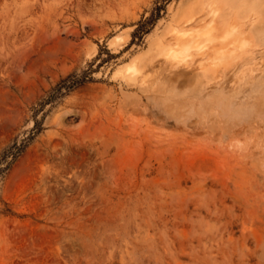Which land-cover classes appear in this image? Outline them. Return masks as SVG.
<instances>
[{"label":"rangeland","instance_id":"374dc122","mask_svg":"<svg viewBox=\"0 0 264 264\" xmlns=\"http://www.w3.org/2000/svg\"><path fill=\"white\" fill-rule=\"evenodd\" d=\"M241 1L0 0V155L27 144L0 264H264V0ZM230 7L255 28L165 59Z\"/></svg>","mask_w":264,"mask_h":264},{"label":"bare ground","instance_id":"6f19581e","mask_svg":"<svg viewBox=\"0 0 264 264\" xmlns=\"http://www.w3.org/2000/svg\"><path fill=\"white\" fill-rule=\"evenodd\" d=\"M231 1L233 3V0H231ZM243 1H241V2H243ZM241 2H238V3H241ZM246 3H247L246 4V6H247L248 2H246ZM201 4H202V2H201ZM228 5H231V4L229 3ZM203 6H205V5H203ZM203 6H202V9H203L202 12H204ZM246 6H244V7H246ZM224 7H226V6H224ZM223 8L218 11L217 16L214 18V20H212L210 22L205 21L203 19V18H205L204 16H203V18H198L199 15H196V14H191L188 18H186L185 19L186 22H191V23L196 24L195 29L193 31H190L188 34L176 32V38H175L176 44L174 45V47L166 48L165 59L169 60V62L171 64L178 66V65L185 64L190 59L195 60V58L200 59L202 57L207 58V57H212V56L217 58L216 56L217 55L221 56L220 54L222 53V50H224V49H222V44H220V41L223 37L227 36L228 38L234 39L233 35L241 26L251 25L253 28H255V25L252 22V20H248L251 18H246V17H248L247 15H249L247 13L249 11H247V10H244L246 12L241 11L243 8L241 10H238V9L233 10V9H231V7H230V9L229 8L223 9ZM252 13H254V12H252ZM231 15H234V17L239 18L238 22H236L235 24H232V25L225 26L223 20L226 17L231 16ZM255 23H256V21H255ZM227 48L232 49L231 46H229ZM232 53H234V52L232 51ZM226 54H228V53H226ZM224 55H222V56L224 57ZM230 56H232V55H230ZM237 56H239V59L244 60V61L248 57V56L245 57L243 55V53H242V55L238 54ZM232 57L236 58L234 55Z\"/></svg>","mask_w":264,"mask_h":264},{"label":"trees","instance_id":"16d2710c","mask_svg":"<svg viewBox=\"0 0 264 264\" xmlns=\"http://www.w3.org/2000/svg\"><path fill=\"white\" fill-rule=\"evenodd\" d=\"M26 143L14 142L0 155V174L4 173L26 148Z\"/></svg>","mask_w":264,"mask_h":264}]
</instances>
